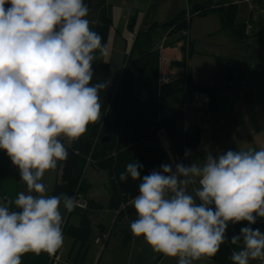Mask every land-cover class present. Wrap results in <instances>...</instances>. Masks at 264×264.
I'll list each match as a JSON object with an SVG mask.
<instances>
[{"label":"clouds","instance_id":"obj_1","mask_svg":"<svg viewBox=\"0 0 264 264\" xmlns=\"http://www.w3.org/2000/svg\"><path fill=\"white\" fill-rule=\"evenodd\" d=\"M88 15L84 0H0V149L27 189L13 202L18 210L0 205V264H21L28 252L54 254L64 243L61 205L66 213L77 207L74 196L46 195L43 177L68 159L59 137L79 140L101 119L107 82L91 83L93 62L97 50L108 53ZM143 167L130 162L119 177L140 181L134 237L177 264H193L219 252L229 222L247 221L231 238L243 248L230 260L264 261V232L251 227L264 218V148L209 151L202 164L163 163L141 176ZM189 185H198L194 194Z\"/></svg>","mask_w":264,"mask_h":264},{"label":"crops","instance_id":"obj_2","mask_svg":"<svg viewBox=\"0 0 264 264\" xmlns=\"http://www.w3.org/2000/svg\"><path fill=\"white\" fill-rule=\"evenodd\" d=\"M106 2L110 3L109 0ZM125 3L127 6L131 5L132 9L124 10V16L118 27L113 16L116 27L114 44L119 42L118 35L123 37V28L129 27L132 31L131 53H128V47L123 50L113 45L111 50L106 46L111 54L109 60L97 54L110 64V82L119 80L126 56L137 53L133 44L141 29L155 22L166 23L185 10L183 0H125ZM186 4L191 9L195 5L206 8L210 5L213 7L234 4L237 7V21L250 22L252 28L247 38L240 41L222 28L220 17L215 12L211 11L205 15L195 12L188 29V38L193 44L194 52L185 59L187 49L182 40H178L183 36L182 33L170 35L166 31L170 28L160 27L156 33L154 45L160 52L161 80L167 82L191 74L194 82L198 84L216 83L218 86L211 105H203L198 99V92L192 86H187L166 100L167 109H183L186 126L197 125L202 128L204 154L211 151L213 155H220L228 150L264 148V45L255 35L261 28L259 20L264 17V0H186ZM93 9L89 10V16L95 21L98 10ZM91 11H93L92 14H90ZM59 139L68 145H71L69 142L73 141L63 136ZM188 149L191 150V154L185 157L184 152L179 162L185 164L204 162L205 157H198L194 148ZM59 179L60 162L56 169L47 171L43 177V182L50 189L46 195L50 192L52 194ZM196 186L198 185L188 186L189 194H194L192 190ZM26 191L19 169L12 164L4 150L0 151V205L9 206L11 211L18 210L13 202L19 192ZM132 200L126 202L130 209L124 210L123 214L119 215L112 209L108 223L100 221L98 219L100 213L95 212V225L100 232L95 240L104 232L109 234L102 250L95 240L97 251L94 250L95 248L91 250V247L85 250V243L82 245L81 241L75 240L68 232H63L64 243L54 254L43 251L39 254L28 252L21 256V264H139V260H144L143 254L139 258L138 254L143 253L139 247L144 248V246L140 245L143 237H134L130 231V223L138 218ZM61 213L65 216L62 230L65 223L79 225L81 221L79 213H66L62 205ZM251 227L259 228L261 232H264V218H258ZM239 233L240 230L237 231L234 224L229 222L226 239H231ZM242 248V241L233 244L234 251L242 250ZM116 253L120 255V258L116 256L113 259ZM159 254L154 252L151 264H172L169 262L170 257L167 256L158 260ZM124 255H128L126 260ZM193 264L221 263L209 257H202L199 261H193ZM250 264H264V262L258 258L250 260Z\"/></svg>","mask_w":264,"mask_h":264},{"label":"trees","instance_id":"obj_3","mask_svg":"<svg viewBox=\"0 0 264 264\" xmlns=\"http://www.w3.org/2000/svg\"><path fill=\"white\" fill-rule=\"evenodd\" d=\"M85 1L89 10H98L95 21L89 15L86 18L90 22L91 30L102 35L104 45L114 25L112 4L106 0ZM8 6L10 5H6ZM211 11L220 17L224 30L240 41L247 38L252 28L251 23L237 21V7L233 4L213 7L210 5L206 8L195 5L190 12L183 10L164 26L170 28V35L181 34L189 29L195 12L205 15ZM259 23L261 28L255 35L264 45V17ZM157 30V27L149 26L137 33L133 44L137 53L126 56L123 72L117 82L109 81V62L94 53L96 60L93 62L94 76L91 83L107 82V87L100 92L101 119L90 124L75 145L63 143L69 156L66 161H60V179L55 184L52 195L59 196L64 193L74 196L76 200L82 198L83 193L90 188V183L85 179V171L94 167L110 174L109 204L115 209L138 194L140 181H133L131 177L125 182L119 179L128 163L141 162L144 166L141 169L143 176L152 170H159L163 163H172L171 154L182 158L188 148H194L198 157H205L202 151V128L197 125L186 126L183 109L169 110L165 102L178 91L192 86L199 94H208L211 105L218 86L216 83L198 84L194 82L191 74L163 82L160 74V52L154 45ZM180 39L182 37L178 38ZM187 44L185 59L194 52L192 42L188 40ZM90 201L92 202L87 200L89 210L96 209L95 204L99 203ZM72 212L79 213L81 221L78 226L65 223L63 232H68L83 245L91 231L90 211L75 207ZM123 213L124 210L121 209L119 215ZM246 225V221L234 224L237 231ZM233 252L231 239H226L219 252L209 258L221 264H232L230 257Z\"/></svg>","mask_w":264,"mask_h":264},{"label":"rangeland","instance_id":"obj_4","mask_svg":"<svg viewBox=\"0 0 264 264\" xmlns=\"http://www.w3.org/2000/svg\"><path fill=\"white\" fill-rule=\"evenodd\" d=\"M84 2H85V4H87V2L85 0H84ZM109 2L112 4L113 16H114V18L116 20L117 27H118L119 23L122 21V18L124 16V14H123L124 10L129 11L130 9H132V7H131V5L127 6L126 3H125V0H109ZM183 7L185 9L187 8L186 12L187 11H189V12L191 11V8L189 6L187 7L186 0H183ZM262 11H263V9H262ZM92 12L93 11H91L90 14H92ZM164 24L165 23L160 24L159 22H155L154 24H152L150 26L151 27L155 26V27H157L159 29L160 27L161 28H165ZM169 30H166V31L169 32ZM115 32H116V27L113 25L112 28H111L110 35L108 37V42L106 44H104V45L109 47L110 50H111V47L113 45H116V47H120L123 50L128 47L127 48L128 53H131V50H132L131 49V46H132V34H131L132 31H131V29L129 27H127V26L124 27L123 28V37H120L118 35L120 43L118 42L116 44H114L115 41H116L115 38H114ZM182 35L183 36H182L181 40H182L185 48L187 49V45H188L187 43H188V40H189L188 34L182 33ZM107 53H108L107 55H100L99 52L96 51V54H98V55H100V56H102V57H104V58L109 60L110 59V55H111L110 51H107ZM69 143L71 144V146H73V145L76 144V141H71ZM102 171L103 172H99L94 167H92L89 170L85 171V179L90 183V188L86 192L83 193L82 198H85L86 202H87V200L89 202H92L90 200H93V201H96L97 203H99V204H95L97 208L96 209H92V210H89L88 203H86V206L83 207V208L79 207L80 209L85 210L87 212L90 211L89 212L90 213L89 216L91 217V222H92L91 223L90 234L88 236V239L85 242V250L87 248L91 247L92 248L91 250H93L95 248L94 250L97 251V248H98V247L96 248L97 245H99V247L102 250L105 247V243L107 242V240L104 239L103 241L99 242L100 244H97L98 238L102 237V235L97 237L96 240H95V237L100 233L98 231V227L95 225V220H94L95 219V216H94L95 212H99L100 213L99 216H98V219L100 221H102L103 223H108L110 218H111V214H112V207L109 204L110 195H108V194H110V184H111L110 178H111V176H110V174L107 171H104V170H102ZM49 196H52L51 192H50ZM121 209L128 210V209H130V206L127 205V203H125L124 205L120 204L114 210H115V212L119 213ZM114 216L117 217V214L114 213ZM71 221L74 222V220H71ZM112 224H113V222H112ZM104 233H106V232H104ZM94 240H95V242L97 244L96 246L94 244ZM140 245H143L144 248L143 247H139L140 249H142L143 253H139L138 255H139V258H140V255L143 254L144 255V260L143 261L139 260V264H151L150 263V261L152 259L151 257H153L152 255H154L153 249L145 242L144 238H143V240H142ZM116 256L118 258H120V255L116 253V255L113 256V259H115ZM163 256L164 255L160 253L159 256H158V260L162 259ZM124 258L126 260L128 258V255H126ZM178 259L179 258L170 257L169 258V262H171L172 264H177Z\"/></svg>","mask_w":264,"mask_h":264},{"label":"built area","instance_id":"obj_5","mask_svg":"<svg viewBox=\"0 0 264 264\" xmlns=\"http://www.w3.org/2000/svg\"><path fill=\"white\" fill-rule=\"evenodd\" d=\"M183 33H184V34H188V30L184 31ZM198 97H199L198 99H200V101L202 102L203 105H210L211 98H210V96H209L208 94H205V93H201V94H199V93H198ZM164 142H165V144L168 146L167 142H166V141H164ZM170 157H171L172 163H173V162H175V163H179V161H180V157H178V156H174L173 154H171ZM86 203H87V202H86L84 199L79 198V199L77 200V207H82V208H83V207L86 206ZM108 236H109L108 233H103V234H102V237H99V238H98L97 243L100 244L99 242H100V241H103L104 239L107 240ZM263 262H264V261H263Z\"/></svg>","mask_w":264,"mask_h":264}]
</instances>
